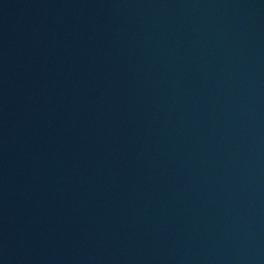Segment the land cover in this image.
Instances as JSON below:
<instances>
[{
  "label": "water",
  "instance_id": "water-1",
  "mask_svg": "<svg viewBox=\"0 0 264 264\" xmlns=\"http://www.w3.org/2000/svg\"><path fill=\"white\" fill-rule=\"evenodd\" d=\"M0 264H264V0H0Z\"/></svg>",
  "mask_w": 264,
  "mask_h": 264
}]
</instances>
